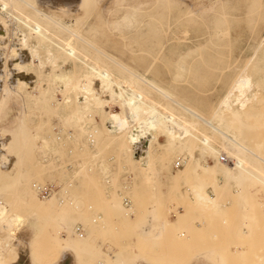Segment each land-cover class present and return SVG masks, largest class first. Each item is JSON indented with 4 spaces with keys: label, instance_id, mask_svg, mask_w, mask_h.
I'll use <instances>...</instances> for the list:
<instances>
[{
    "label": "rangeland",
    "instance_id": "374dc122",
    "mask_svg": "<svg viewBox=\"0 0 264 264\" xmlns=\"http://www.w3.org/2000/svg\"><path fill=\"white\" fill-rule=\"evenodd\" d=\"M79 1L68 7L73 9V18L63 17L65 21L79 18L71 23L77 31L70 28L76 34L67 30L64 36H71L74 42L81 31L80 35L88 36L90 43L117 61L98 62L100 54L91 48L85 58L89 63L101 69L108 66L112 77L130 92L146 88L127 87L125 79L132 73L148 79L159 73L171 80L167 74L174 69L165 59L168 44L151 51L137 45L135 37L123 36L114 28L118 18L111 14L112 5L104 4L107 0L87 13L76 5ZM51 2L52 8L60 0ZM225 2L230 5L227 12L235 15L237 11L231 7L237 6L236 0ZM244 4V0L240 2L241 7ZM46 5L44 10L49 12ZM174 5L194 11L212 4L209 0H178ZM51 10L57 12L55 7ZM98 15L104 17L103 22ZM3 16L8 35L0 22V94L5 83L13 88L7 101L0 103V170L18 162L9 175L0 172V197L9 202V213L22 214L26 222L19 227L16 237H22L20 240L9 238L10 246L1 243L0 247L5 246L0 248V264H264L263 161L249 155L254 176L219 179L205 169L206 163L213 164L211 157H205L196 145L188 150L178 141L172 142L167 129L147 128L141 142H128V133L110 119L113 112L132 120L117 97V83L106 87L100 76L88 72L89 67L81 69V61L74 71L72 62L62 59L53 66L45 47L39 48L42 65L38 58L30 61V52L21 43L24 24L9 14ZM248 23L243 18L221 26L226 30L221 54L227 67L223 70L237 71L264 37L261 21ZM76 42L86 46L79 38ZM157 51L161 52L155 59L152 55ZM261 55L264 49L258 58ZM61 72L72 73L64 78ZM18 82L24 86L18 87ZM67 82L75 87H64ZM228 89L229 82L206 87L202 95L219 103ZM252 92L244 117L252 139L250 148L264 158V87ZM160 101V110L172 106L178 114L195 119L181 104ZM214 110L212 107L203 115L209 117ZM22 119L25 132L13 135L11 129ZM197 125L193 134L198 137L209 129L202 121ZM220 158L224 166H233L234 158L224 150ZM23 182L35 190L36 198L30 204L40 205L38 210L19 197L17 189ZM45 187L51 191L43 197L39 188ZM73 231L84 235L86 244L68 243V233Z\"/></svg>",
    "mask_w": 264,
    "mask_h": 264
},
{
    "label": "bare ground",
    "instance_id": "6f19581e",
    "mask_svg": "<svg viewBox=\"0 0 264 264\" xmlns=\"http://www.w3.org/2000/svg\"><path fill=\"white\" fill-rule=\"evenodd\" d=\"M56 1L58 2V0ZM75 1L63 0L62 2L60 0L58 3L54 2L53 6L57 12L60 11V16L57 17L58 13L51 10L54 7L49 6L51 0L48 3L45 2L47 5L49 4V12H45L44 6L46 4L41 3L40 0H0V22L6 26L5 34L7 35V20H5L3 14H9L24 24L25 30L23 31L21 43L29 50L30 61L33 58H38L42 65L43 61L41 60L39 48L45 47L48 52L47 58L50 59L53 66L58 65L59 59H62L64 62H72L74 71L77 62L81 61V69L89 67L90 71L88 72L100 76L101 81L107 84L106 87H112L113 83L116 82L115 87L118 86L117 88L120 90H117L119 91L117 97L127 106L132 120H129V116H121L113 112L110 113V119L119 130L128 133V142H141L147 128L167 129L172 142L178 141L181 147L188 150L193 149L196 145L202 150L205 157H211L213 164L206 163L205 169L210 173L212 172L219 179L243 177L245 174L254 176L255 170L251 168L254 161L249 155L257 156L256 158H259L261 162H264V158L250 148L252 139L244 115L251 106V100L254 97L252 90L255 87H264V55L258 58L259 52L264 49V37L253 47L251 57H248L237 71L234 72L235 69L225 71L223 69L227 65L223 63L221 51L226 47L222 41L226 30L221 29V26H229L233 20L243 18H246L249 23L250 21L253 23L258 19L264 24V5L261 0H244V7L240 6V2L243 0H236L237 6L231 7V10L236 9L235 15L231 11L227 12L228 7H230L225 2L227 0H209L211 6L194 11L174 5L175 1L178 0H113L110 3V0H107V2H103L112 5L109 9L113 7V11H108H112L111 14L118 18L113 21L114 28L121 30L123 36L131 35L135 37L134 42L137 45H144L150 51L154 46L160 47L168 44L165 59L167 58L168 62L166 64L174 69L167 74L171 80L167 81L159 73H154L150 79L132 73L133 76L130 75L128 80L125 79V82L128 83L127 87H151L148 90L145 88L140 93L130 92L126 87L120 85L112 77L111 72L107 69L108 66L101 69L85 59L89 58L88 50L92 48L100 54L98 62L109 63L111 61L112 64L117 63L114 56L99 49L94 43H90L86 39L88 36L80 35L82 34L81 31L78 32L79 41L86 44V46L80 45L81 47L77 44L78 42L75 43L78 38H75L72 42L73 38L71 36H64L67 30L76 34L70 28L74 30L75 27L71 23L78 22L79 18H76L78 15L75 14L74 18L76 19H73V21L63 19L65 16L70 17L72 15L71 11L73 9L70 10L68 7L72 8ZM101 1L80 0L76 5L81 6L87 13L98 9V5L102 3ZM230 1L232 3L233 0H228V3ZM200 2L201 0H197V3ZM107 6L104 7L107 8ZM115 6L117 8H114ZM28 8H31V11ZM67 8L70 12L66 11ZM107 9L104 10L107 11ZM98 16L101 17L100 21L103 22L104 17L102 15ZM72 18L73 16H71ZM131 28L133 30L128 31ZM75 30L77 31L76 28ZM146 37L149 40L145 39ZM160 52L157 51L152 56L156 59L159 57ZM70 73L72 72H69V74L61 72L60 75L63 74L62 77L67 78L66 74L70 75ZM228 82L229 89L219 100V103H213L209 97L202 95L206 91V87H217ZM65 84L64 87H75V84L68 82ZM85 85L87 86V84ZM85 85L84 87H86ZM9 86L5 83L3 89H1L0 103L7 101L10 96L13 87ZM22 86H24L22 82H18V87ZM145 90L152 91L151 94L154 95ZM125 93L128 96L124 95ZM155 98H161L160 100L164 101L169 99L181 104L180 107L191 113L195 119L190 120L184 115L178 114L174 111L177 110L174 107V110H172L169 101L167 103L171 106V110H168L170 109L169 106L165 105L160 110L159 107L162 106H159V103L161 101ZM212 107L215 108L213 113L209 117H205L203 113ZM182 112L184 111L182 110ZM200 121L207 125L208 127H206L209 129L201 132V136L198 137V133L193 134V132L195 133L194 128H198L197 124ZM24 132L23 119L18 127L11 129L13 135L23 134ZM147 142V145L150 146L152 140L149 139ZM222 150L234 158L232 167L224 166L225 164L223 165V162H221L220 151ZM17 162L18 160L9 169L0 170V172L5 176L9 175ZM262 181L264 180L262 179ZM17 190L20 195L18 196L25 198V204L31 207L30 202L36 198L35 190L25 182ZM8 204L7 200L4 201L0 197V246L1 243L10 246L9 238L16 239L20 225L22 226L26 222L22 214L9 213ZM32 207H35V210L41 208L37 204L32 205ZM73 232L74 234L68 233V243L73 245L86 244L87 239L84 238V235ZM20 238L17 239L20 240ZM15 244L17 245V243ZM4 246L0 248L3 249ZM118 264L124 263L120 261Z\"/></svg>",
    "mask_w": 264,
    "mask_h": 264
},
{
    "label": "built area",
    "instance_id": "2783aa9c",
    "mask_svg": "<svg viewBox=\"0 0 264 264\" xmlns=\"http://www.w3.org/2000/svg\"><path fill=\"white\" fill-rule=\"evenodd\" d=\"M223 160H226L225 157H222ZM40 194L43 195V197H46L47 195H50V188L45 187L43 189L39 188ZM78 231H80V228H78Z\"/></svg>",
    "mask_w": 264,
    "mask_h": 264
}]
</instances>
